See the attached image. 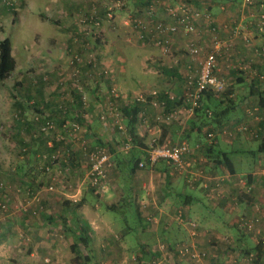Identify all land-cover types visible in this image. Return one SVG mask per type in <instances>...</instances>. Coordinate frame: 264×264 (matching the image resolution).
I'll list each match as a JSON object with an SVG mask.
<instances>
[{
	"label": "crops",
	"instance_id": "1",
	"mask_svg": "<svg viewBox=\"0 0 264 264\" xmlns=\"http://www.w3.org/2000/svg\"><path fill=\"white\" fill-rule=\"evenodd\" d=\"M20 1L25 4V9L19 13V20L22 18L25 22L31 15L38 16L43 23L54 25L53 27L57 29L56 34L61 40L65 41L68 37L72 44L77 43L80 40L79 35L84 36L83 30L91 26L90 22L85 26L82 22L87 21L90 16L95 17L92 14V11L97 9V5L94 6L95 2L98 1L100 14L113 8L111 3L107 2L105 5L101 0H33L34 9L29 7L32 0ZM238 1L241 3L243 0H214L208 8L213 23L218 28L220 44L214 42L213 36L201 21L198 23V33L190 36L173 35L169 52H164L162 47L150 41L145 43L149 46L142 45L145 48V55L142 57L143 67H147L145 70L143 68L139 73H135L130 69H122L120 73L112 76L123 91L135 88L133 92L136 95L145 85L153 87L149 91L158 90L157 94L151 96L150 102L137 105L134 103L138 113L137 132L145 138L148 147L155 138L158 142L171 143L186 140L191 145L193 153L189 158L191 166L183 172H179L165 162L153 168L134 170L133 188L127 191L126 184L121 182L123 175L121 170L129 168L128 158L131 155L135 153L138 158H143L145 154L147 155L148 148L139 150L138 147H134L130 151L125 146L129 138L133 142L130 135L126 138L119 132L108 135L109 127L101 128L97 121L93 124L87 122L86 128H89L90 132L100 131L98 135L101 136H96V141L101 137L111 144L115 165L108 175V201L113 203L112 198H115L114 201L122 200L132 190L129 200L135 201L134 199L139 197L142 204L140 207L142 218L139 219L140 226L137 227V245H133L134 242L127 237V234L119 233L118 238L116 237L118 240L114 239L115 233L110 234L111 230L114 232L111 222L102 219V215L98 218L85 216L84 220L92 229V250L96 251L101 245L100 249L109 253L110 247L116 246L114 252L123 254L134 247V252L150 254L149 251L159 250L162 243L180 241L189 237L190 227L182 222L183 219H191L193 214L201 221L202 226V230H198L193 238L203 239L204 242L203 235H205L207 241H213L215 243L213 247L218 251L214 254L211 250V255L218 257L227 253L225 243L233 242L237 252L235 264H261L264 255L251 261V257L245 255V250L242 252V249L244 246L255 247L264 238V153L260 152L259 148L249 149L243 145L245 138L254 139L248 135L243 138L241 134L236 133L229 137L217 131L213 140L208 139L206 135L207 131L216 127L218 129L219 126L233 130L239 122H248L252 127L258 128L261 132L260 136L264 138V123L256 122L247 113L249 108L255 106L264 109V101H261L262 96L264 97V54L257 52L264 48V31L260 30L256 17L264 11V0H259L251 6L254 11L241 8ZM2 10L9 9L2 7ZM117 11L118 9L112 12ZM253 17L256 20L253 21ZM64 30L68 32L67 37L63 34ZM84 37L88 39V36ZM191 38L209 50L214 49L218 54L217 75L225 82V92H218L219 94H214V97L208 94L204 108L209 107L208 102L213 104L216 101H225L222 106L231 109L221 125L207 119L204 108L192 110L184 99L190 65L187 48ZM84 46L82 44L79 48ZM55 51L58 52V49L55 48ZM54 54L53 51V57ZM131 55V53L127 55L123 53L118 59L126 65L134 62ZM53 61L55 62L54 59ZM27 89L33 93L39 91L40 87L30 81L28 88L25 87V90ZM222 143L232 144L234 147L231 151H227L218 147ZM237 143L241 145L235 146ZM216 147L220 151H216ZM226 156L230 159V167H227L222 160ZM251 159L255 161L253 169L248 171L245 166L238 168V164L244 165L245 161ZM148 173L154 179L164 178V184L157 186L154 193V182L149 184L142 182ZM117 174H120V178L115 179ZM208 184H211V187L218 185L219 191L209 193L199 187ZM196 191H200L202 195L196 194ZM82 200L85 201L82 206L89 205L87 196ZM73 201H77L76 198L73 197ZM67 202L64 199L65 206ZM44 203L47 205L49 202ZM198 208L201 213L198 212ZM149 217H155L156 221L148 220ZM244 217L260 219V223L255 225L252 233L248 232L251 230H243L241 219ZM22 218L19 220L17 216L11 214L1 222L2 234L11 228L13 229L11 233L15 235L18 232L22 237L18 240L19 245L15 244L11 233L6 240L0 242V264H71L70 247L73 243V234L78 232L77 227H74V232L71 233L65 227L59 231L60 222L56 218L51 219V215L48 214L40 220L42 224H39V220L31 221V217L26 218V214H23ZM22 227H27L26 231ZM14 230L17 232L15 233ZM100 238L101 242H95ZM251 241H256L255 246L251 245ZM64 247L68 257L66 260L60 256ZM256 251V249L251 250L253 254Z\"/></svg>",
	"mask_w": 264,
	"mask_h": 264
},
{
	"label": "rangeland",
	"instance_id": "2",
	"mask_svg": "<svg viewBox=\"0 0 264 264\" xmlns=\"http://www.w3.org/2000/svg\"><path fill=\"white\" fill-rule=\"evenodd\" d=\"M34 1L32 0L29 3V7L32 9L35 7ZM153 1L152 3H145L144 0L142 2L137 0L139 2L137 7L135 0H101V2H105V5L108 2L113 6L112 10L108 9L107 12L101 14L98 9V1L95 2L96 4L94 6L97 5V9H93L92 14L98 17L96 22L94 21L95 17L93 19L90 17L87 21L83 20L82 22L83 26L88 22L91 24V26L83 30L84 36H88V39H85L83 34L79 35L80 40L74 44L66 36L68 32L63 31L67 39L65 41L64 39L61 40L58 34H56L57 29L53 27L54 25L43 23L39 20L38 16L31 15V19H26L25 22L22 18L19 20V13L25 9V4L21 3L20 0H17L14 7L6 6L9 10L0 11V37L4 35L11 39L13 54L18 62V67L11 76L3 82L0 81V183L4 184V189L0 192V202H7L9 207L6 213L0 212V225L11 214L12 216H17L19 220L23 219V214H26V218L31 217V221L36 219L39 220V224H42L40 220L48 214L51 215V219L53 218L54 220L56 218L60 222L59 224L61 226L59 225L58 229L62 231L63 227L66 229L78 227L76 223V217L78 215L83 216V218L85 216L88 218L96 216L98 218L102 215V219L111 222L114 232L111 230L110 234L115 233L113 235L114 239L119 233L122 235L127 234V237L134 242L133 245H137V227L140 226V221H138L133 207L122 206L118 209H111L108 204L117 202L114 201L115 198H112L113 203H111L108 201V193L101 195L99 199L92 193L88 177V154L83 148L82 141L85 140L88 149H90L89 147L95 146L96 136H101L98 135L100 134L99 130L95 133L90 132L88 130L89 128H86L87 122L93 124L94 121H97L101 125V128L104 126L109 127L108 135L119 132L117 120L113 115L112 117H102V114L107 111L109 104V102L104 100L105 94H108L113 87H116L122 94L127 95L120 96L115 101L114 104L117 107V111H121V106L124 102H136V94L133 92L135 88L125 89L123 91V88L121 89L119 87L118 82L112 79V76L120 73L122 69H130L135 73H139L143 68L144 70L147 68L146 66L143 67L142 57L145 55V48L142 45H146L145 43L149 41H144L140 37L139 29L135 24L136 19L152 20L161 18L168 21L170 20L171 11L180 12L184 7H188L192 8V10L193 8H197L202 13H205L209 11L210 4L214 3V0ZM238 2L241 8H245L246 11H254L251 6H244L243 1L241 3L240 1ZM151 6L154 7L155 11L153 15H148L147 10ZM113 9H118V11L113 13ZM201 17L197 24L202 21V24L208 28V22L203 15ZM256 17L258 19V15ZM253 18V21L256 20L255 17ZM81 44H85V46L79 48ZM147 45L149 46V44ZM55 48L61 53L56 52ZM53 51L55 57L52 56ZM123 53H126V55L131 53L134 62L125 65V62L120 61L118 56ZM76 54L81 57V60L76 59ZM72 60L74 61L72 62ZM91 61L94 64L96 73L93 71L94 68L88 65ZM100 73L103 75L106 73V78H102ZM95 74L97 77L94 76ZM97 80H100L101 83H96ZM30 81L40 87L39 91L37 90L32 93L28 89L25 90V87L28 88ZM97 85H101L99 86L101 87V96L104 97L97 98L93 94L92 89ZM78 86L81 87V90ZM152 88L145 85L144 88H141L140 93H148ZM75 89L78 90V95H81L79 92L82 95L88 94L87 101L90 107L89 104L86 105L84 103L85 105L83 104L81 106L82 108L78 109L81 114L84 113V120L82 122L73 118L68 119L75 123L78 122L81 126L79 131H72L70 135L66 131V128L59 125L57 105L65 101L68 104V112L72 111L69 103L72 101V93ZM150 100L151 97H148L142 102L137 101L147 103ZM212 106L214 110V103ZM44 114H48L55 120L56 126L58 125L55 131L48 134L42 133L39 129L44 121L42 119V115ZM59 115L61 116L63 114L59 113ZM231 115L233 116V113ZM39 116L41 117L37 121V117ZM246 134L247 132H242L241 136L243 138L244 136L247 137ZM61 136H64V140H62ZM245 140L243 144L245 147L249 149L259 148L260 139L249 140L245 138ZM239 145L241 144H235V146ZM58 147L71 148L72 152L78 153L77 158L75 155L74 162L68 160L67 162L58 163V166H56L53 172L51 171V174L43 173L41 168L44 164L43 154L54 153V149ZM218 147L231 151L234 146L232 144L222 143ZM218 147L215 148L216 151H220ZM254 165L255 161L251 159L245 161L244 165L238 164V168L241 169L245 166L250 171L254 168ZM131 166L133 167L134 163ZM34 168L39 171H35L36 169ZM23 174L26 175L24 176ZM32 176H36L34 181H31ZM123 177L124 173L121 176V182L125 184ZM117 178H120V174L115 175V179ZM127 181L131 182L129 176H127ZM142 182L148 184L154 182V193L157 186L160 187L164 184V178L159 177L158 179H154L148 173L146 179H142ZM52 184L58 185L62 189L61 192L49 190L48 188ZM38 185L41 186L38 187ZM72 194L75 196H72ZM196 194L202 195L200 191H196ZM86 196L89 205L85 204L84 206L76 208L73 205L65 206L63 203L64 199L73 200V197L79 202ZM45 201L51 205H46L44 203ZM198 212L201 213L199 208ZM192 217L191 219L200 225L201 221L193 214ZM22 228L26 231L27 227ZM244 229L248 231L246 228ZM254 229L248 232L252 233ZM198 230L201 231L202 229L199 228ZM11 232H13L11 228L5 231V235L0 232V242L6 240ZM14 232L16 233L17 231L14 230ZM69 233L71 232L69 231ZM10 235H13L15 244L19 245L18 240L22 236L18 232L15 235L13 233ZM203 238L204 242H202L203 239H195V242L200 248L209 252L212 250L215 254L218 251L217 248L213 247L215 243L213 241H207L205 235H203ZM99 241L101 242V238L98 241L95 240L97 243ZM251 242V245L255 246L256 241ZM20 245L23 246L21 243ZM233 245V242H226L224 247H226L225 250H228L227 253L218 255L216 257L217 259L212 258V255L208 256L207 260H216L220 264H235L234 260L237 258V252H235L236 247L234 248ZM100 247L101 245L96 251L94 250V255H91L92 259L90 264L154 263L151 254H144L140 251L134 252V247L123 254L114 252L116 246L110 247L109 253L104 252ZM252 249L254 247L244 246L242 252ZM65 250L66 248L64 247L60 256L66 260L68 257L66 256ZM78 250L82 258L88 253L90 254L89 249L83 244L79 245ZM77 252L76 250L74 252L71 251L72 257L69 261H71V264H84V259H81ZM171 261L172 264H191L189 259H182L178 256H171ZM260 262L264 264V256Z\"/></svg>",
	"mask_w": 264,
	"mask_h": 264
},
{
	"label": "built area",
	"instance_id": "3",
	"mask_svg": "<svg viewBox=\"0 0 264 264\" xmlns=\"http://www.w3.org/2000/svg\"><path fill=\"white\" fill-rule=\"evenodd\" d=\"M259 0H243L244 5L254 6ZM17 0H0V5H5L8 7H14ZM264 5V4H263ZM148 15H153L155 9L151 6L148 10ZM204 16L205 20L208 22V31L213 36L214 42L218 45L220 44V39L218 37L217 31L218 28L214 25L209 11L203 12L197 8H185L178 11L170 12V20L164 19H152V20H142L136 19V26L139 29L140 37L144 41H150L154 44L162 47L164 52H169L171 50V38L173 35L181 34L183 36H190L194 33H198V24L197 22ZM93 19V16H90ZM257 24L261 31H264V11L258 14ZM259 54H264V48L262 50H257ZM187 54L189 57V74L185 84V95L184 99L189 104V107L194 110L199 107H202L204 98L203 96L208 91L224 92L225 91V82L217 75L218 69V54L214 49H207L203 44H200L197 40L193 38L190 39L189 45L187 48ZM77 60H81L79 55H75ZM74 60H72L73 62ZM194 68V69H193ZM197 69V70H196ZM81 90V87L78 86ZM158 93V90H151L148 93H138L136 95V100L143 101L148 97L154 96ZM111 94L115 97L123 96V94L117 90L116 87H113ZM84 96V95H83ZM85 99V96H84ZM66 102L62 101L60 103L59 109L61 111L66 109ZM109 112L116 118L120 130H125L127 127L123 124L121 119V112L117 111V107H114L113 104H110ZM249 116H251L256 122H261L264 120V113L261 111L259 106L249 108L247 110ZM209 114L212 115V112L209 111ZM41 116L37 117L39 120ZM105 117V116H103ZM43 119V118H42ZM41 125L42 130L55 129V123L50 118L43 119ZM73 131L80 130V124L73 123ZM128 129V128H127ZM235 132H252L253 128L248 122H242L234 128ZM223 133H233L230 132L227 128L222 130ZM76 135V134H75ZM207 138L213 140L215 138V132L210 131L207 133ZM84 150L87 151L89 163L91 168L89 169L90 183L97 187L98 191L105 193L109 186L107 184V175L111 168H113V162L111 159V152L105 145H96L92 150L89 151L87 142L82 141ZM126 149L132 148L133 144L129 138L128 142L125 144ZM191 152V146L189 142L182 141L178 143L163 142L159 143L155 138L150 143V146L147 149V160L154 164L160 160H166L169 163H174L175 168L179 172H183L191 166L190 161L188 160V154ZM51 159V163H54L56 155L44 154V159ZM145 162L141 161L140 166H144ZM48 171L51 170V165L45 166ZM4 189V184L0 183V192ZM49 190L59 192L62 189L58 185H50ZM7 202H0V212L6 213L8 211ZM155 219V217H154ZM190 220V219H189ZM259 218H242L241 225L247 230L254 228V224L258 222ZM196 223L191 222V226H195ZM196 234V231H193V235ZM164 248V246H162ZM192 251L189 253V258L193 261L194 264H208L206 260V251L199 247L196 242H193L191 245ZM186 252H188L186 250ZM211 264V263H209Z\"/></svg>",
	"mask_w": 264,
	"mask_h": 264
},
{
	"label": "trees",
	"instance_id": "4",
	"mask_svg": "<svg viewBox=\"0 0 264 264\" xmlns=\"http://www.w3.org/2000/svg\"><path fill=\"white\" fill-rule=\"evenodd\" d=\"M135 1H136V5L138 7L139 2H137V0H135ZM140 1L142 2V0H140ZM144 1H145V3L154 2L153 0H144ZM2 7H6V6L5 5H3V6L0 5V11H2ZM134 13H137V12H134ZM135 16H136V14H135ZM97 18L98 17H95V19H94L95 22H96ZM83 45H85V44H83ZM92 61L90 63H88V65L91 66L92 68H94V64L92 63ZM16 68H17V59L15 58V56L13 54V47H12L11 39L9 37L0 38V81L3 82L6 79H8L11 76V74L16 70ZM93 71H94V73H96L95 68L93 69ZM106 73H104L105 75L100 73L102 75V78H104V79L106 78ZM94 76L97 77L96 74ZM96 83L100 84L101 82H100V80H97ZM92 92L97 98L104 97V96H101V87H99L98 85L92 89ZM79 93L81 95H78V90L77 89L73 90L72 101H71V103H69L70 109H72V111L68 112V104L67 103H66V105H67L66 109L63 110V111H61L59 109V106H60L61 102L57 105V110L59 111L58 112L59 125L61 127L66 128V131H68L70 135L72 134V131L74 130V127H72V124L75 123V122L74 121H69L68 119H72L73 118V119L78 120L79 122H82L84 120V113L81 114V112L78 109L82 108L81 106L84 103L86 105L89 104L88 101H87L88 94H83L85 96V99H84V96L82 95V93L81 92H79ZM208 94L209 95L212 94V96L214 97V94L216 95V94H219V93H216L214 91L206 92V94L203 96L204 101H203L202 107H199V108L194 109V110H199V109H203L204 108L205 99L208 96ZM263 94H264V90H263ZM105 95L106 96L104 97L105 98L104 100L109 102V104L107 106V111L104 112V114H102V117L103 116L112 117V114L109 112L110 104H113L114 107H116L114 103L120 97L113 96L111 94V90L108 92V94H105ZM261 101L262 102L264 101V97L263 96L261 98ZM224 102L225 101H216V102H214V110L212 109V107H213L212 104H210L209 102H208L209 107H205L204 108L206 115L209 117V118L207 117V119H211L212 123H216L217 125L218 124L221 125L223 123V119L230 112L231 107H223L222 106ZM139 103L140 102L136 100L135 105H137ZM206 103H207V101H206ZM135 105H134L133 102H130V103L129 102H124L123 105L121 106V111L120 112L122 114V116H121L122 122L124 120L125 123H123V124L126 125V127L129 128V129L126 128L125 130H123V133H122V130H120L119 124L117 122V124H118L117 127L119 128V132L122 133L121 135L123 137H125V138L130 135L132 137V139H133V142H132L133 146H132V149L130 148V151L133 150L134 147H138L139 150L148 148V145L145 143V138L140 136L139 133L137 132V122H138L137 114L138 113H137V108H136ZM89 107H90V104H89ZM86 109H87V107H86ZM260 109L264 113V111H263L264 109H262L261 107H260ZM209 111L212 112V115L209 114ZM59 113L63 114V115L60 116ZM42 117H43V119L50 118L55 123V129L58 127V125L56 126L55 120L53 118H51L48 114H44V115H42ZM37 121H38V119H37ZM240 123H242V122H239L238 124H240ZM260 123H264V120L261 121ZM77 124H79V123L77 122ZM250 126H251V124H250ZM226 128L227 127H225V126L224 127L223 126H219L218 129H214L213 128V129L207 131V133L210 132V131H213V132L220 131V133H222L225 136H229V137H232L236 133H239V134L242 133V132H234L235 131L234 129L233 130L228 129L230 132L231 131L233 132L232 134L229 133V132L228 133H223L222 130L226 129ZM252 128H253L254 133L247 131L246 135L251 136L254 139H260L261 142L259 144V151L264 153V138H262L263 136H260L261 132H260V130L258 128H254V127H252ZM39 129H40V131L42 133H46V134L55 131V129H50L48 131L42 130L41 127ZM207 133H206V135H207ZM121 135H120V137H122ZM61 137H62V140H64V136H61ZM95 142H97V143H95V146L96 145H105L110 150V152L112 151L111 144H109L108 141L105 142L101 137H99V140L95 141ZM159 143H163V141H160ZM93 147L94 146L89 147L90 148L89 151L92 150L91 148H93ZM53 152L54 153H48V155L49 156H51L52 154L56 155L54 163H51L50 157L44 159V154L42 156L43 160H44V164L41 167L43 173H50L51 174L53 172V170H55L56 166H58V163L67 162L68 160L74 162L75 161V155H76V158H77V155H78V153L72 152L71 148H69V147H65V148L58 147V148L54 149ZM192 153H193V150L191 149V152H189V154H188V160H189L190 156L192 155ZM112 158H113V155L111 154V159ZM146 158H147L146 154H145V156H143V158H138L137 155L134 153V155H131L128 158L129 168L121 170L124 173V177L123 178H124V181H125V184H126L127 191H129L130 189L133 188L132 183H133L134 170L153 168V167H155L157 164H159L161 162L162 163L165 162L167 165L169 164L170 166H173L174 168L176 167V165L174 163L171 164V163L167 162L166 160H160L157 163L152 164ZM222 160L227 165V167L231 166L230 159L227 156L225 157V159L222 158ZM141 161L145 162L144 166H140V162ZM88 162H89V159H88ZM112 162H113V165H115L113 159H112ZM132 163H134L133 167L131 166ZM47 165H51V170L50 171H48L46 169L45 166H47ZM90 168H91V165L89 163V169ZM34 169H36V168H34ZM112 169L113 168H111L110 170H112ZM35 171L38 172L39 170L36 169ZM88 174H89V171H88ZM23 175L25 176L26 174H23ZM108 175H109V172H108ZM108 175H107V184L109 186ZM127 176H129V179L131 180V182L127 181ZM88 177H89V184H90L92 193L97 197V199H99L101 195L107 193L108 190L105 193L99 192L96 186L91 185V183H90V175H88ZM35 178H36V176H32V178H31L32 180L31 181H34ZM127 182H128V185H127ZM52 185H54V184H52ZM40 186L41 185H38V187H40ZM199 187L202 188L203 190L209 192V193H212L213 191H216V190H217V192L219 191L218 185H216L214 187H211V184H208V185H202V186H199ZM129 196H132V190L130 192H128V195H126V198H124L122 200H119V201H117V202H115L113 204H108V206L111 209H118L119 207H122V206L133 207V210H135V212L137 214L138 221H140L139 219L142 218V211L140 209V207H142V204H141V202L139 200V197L134 199L136 201L135 202V201L129 200ZM65 200L68 201L67 202L68 204L66 203L68 206L73 205V206H76V208L81 207L85 203V201H83V200H80L79 202L78 201H73V200H68V199H65ZM76 218H77L76 219V223L78 225V227H77L78 232H75L73 234V243L71 244L70 248H71V251H73V252L75 250L78 251L77 252L78 255L81 257V259H84V264H90L91 263V259H92L91 255H94V251L93 250H95V249H93V250L91 249V246H92V238H91L92 237V232L91 231H92V229L89 226V224L84 220V218L82 216L78 215ZM255 218H258V217H253V219H255ZM64 219H65V217H64ZM148 220H151V221L155 222L156 218L154 219L152 217H149ZM191 222H193V220L192 219L189 220L188 218L183 219V222H182L184 224H187L190 227L189 237H187L185 239H181L180 241L175 240L173 242H171V241L170 242H165V244L162 243L160 245V249L159 250L149 251V253L153 256V262H154V263H151V264H156V262H157V264L158 263L159 264H172V261L170 262L171 256H173V257L178 256V257H180L182 259H189V261H191V264H194L193 261L189 258V253L192 251L191 245L193 244V242H195V239L193 238V236H195L197 234L198 229L201 228V226L198 223H196V225L193 227V226H191ZM257 223L259 224L260 220L258 222H256L255 224H257ZM67 230H68V232L69 231L70 232H74V230L72 228H68ZM193 231H196L195 235H193ZM117 238H115V239H117ZM80 244H83L84 246H86V248H88L89 251H90V254L88 253L83 258L81 256V253H79V250H78ZM162 246H164V248ZM254 249L257 250L256 253H254V254H253V252H251V250H245L246 255L251 257L250 258L251 261L253 259L257 260V259L261 258L264 255V239H261L260 243H258L254 247ZM186 250L188 252H186ZM205 251H206V254H205L206 257L205 258L207 260V257L211 256V254H210L209 251H207V250H205ZM251 254H253V256ZM212 258H216V256L212 255ZM158 261H160V262H158ZM207 262H208V264L209 263H211V264H220L216 260H212V261H210V260L208 261L207 260ZM145 264H147V263H145Z\"/></svg>",
	"mask_w": 264,
	"mask_h": 264
}]
</instances>
